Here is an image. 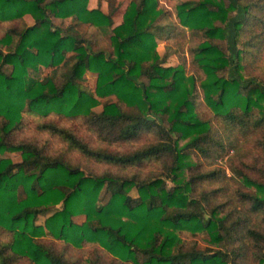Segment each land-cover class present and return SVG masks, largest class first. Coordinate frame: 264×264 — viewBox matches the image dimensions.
<instances>
[{"label":"trees","instance_id":"16d2710c","mask_svg":"<svg viewBox=\"0 0 264 264\" xmlns=\"http://www.w3.org/2000/svg\"><path fill=\"white\" fill-rule=\"evenodd\" d=\"M106 1L107 11L87 7V0H0V154L20 155L18 161L0 156V233L9 234L0 242V264H264V162L247 171L233 167L247 189L236 192L228 209L222 208L226 203L208 206L210 196L223 190L215 185L219 169L183 176L195 166L189 153L207 157L264 129V84L244 76L241 61L253 46H264V2L182 0L175 4L176 23L158 25L153 22L164 12L158 0H128L106 51L99 32L111 25L115 8ZM237 7L241 15L233 18L229 12ZM26 13L31 24L22 19ZM51 17L70 22L61 26ZM80 24L89 31L80 33ZM176 25L204 36L192 52L203 74L197 87L224 136H233L227 143L194 109L195 77L181 62L163 65L168 54L155 49L156 37L169 38ZM212 39H224L226 51ZM39 66L49 71L37 77ZM85 72L94 73L90 89L80 83ZM23 115L39 118L40 134L63 147L53 149L50 137L14 139ZM142 134L152 139L125 151L112 148ZM255 142L264 151V137ZM164 158L157 173L127 172ZM81 160L108 168L86 172ZM194 184L201 189L190 196ZM75 214L84 220L73 222ZM37 215H44L42 224L35 223ZM181 230L205 233L208 244L184 246ZM44 236L66 253L42 242ZM78 250L85 251V263L70 257Z\"/></svg>","mask_w":264,"mask_h":264},{"label":"rangeland","instance_id":"374dc122","mask_svg":"<svg viewBox=\"0 0 264 264\" xmlns=\"http://www.w3.org/2000/svg\"><path fill=\"white\" fill-rule=\"evenodd\" d=\"M160 4L164 8V12L159 15L153 22V24H170L173 25L176 23V16H175V4L182 0H158ZM247 0H239V3H245ZM259 2H264V0H258ZM128 0H113V5L115 6L114 10L111 12V25L107 27L104 31L100 30L99 32V43L106 44V51L110 50V41H109V35L111 34V27L116 25L121 20L122 12L125 8L126 3ZM87 7H98L103 11L108 10V4L106 0H87ZM264 8V6H263ZM262 8V9H263ZM262 9L254 8L252 9L255 14L260 15L262 14ZM230 15H232L233 18H237L241 15V8L237 7L236 9H233L229 12ZM22 19L24 20L25 24H31L33 22L32 17L26 13L22 16ZM51 20L54 24H58L61 26L67 25L70 20L68 17L59 19L57 17H51ZM230 24V22L228 23ZM77 30L80 33H87L89 31V28L86 26V24H80L77 25ZM176 31L169 36L167 39H161L160 37H156L155 39V49L161 56L163 52H166L168 55L165 56L163 59L162 64L163 65H175L179 62L184 64V70L186 74H192L195 77V85L196 89L193 92L192 100H193V106L194 109L201 119L208 120L210 123V128L215 129L216 133L214 134L216 137H221L222 140L227 143V139L231 140L233 137L231 134L224 136V133L222 131L223 125H221L220 122L217 121V119L212 115L209 108L202 102L201 100V94L200 90L197 87L199 78L202 77V72L200 68L197 66V64L194 62L192 58V52L193 48L196 46V44L201 41L204 36L202 32L199 30L197 32H192L187 29L180 28L176 25L175 27ZM245 31V30H244ZM225 34L227 36L228 41L230 42V27L227 25L225 28ZM245 32L243 36H240L237 42L238 47H242V41L243 39H246ZM214 43H216L222 50L226 51V43L223 40H217L212 39ZM253 41H255L253 39ZM229 49H232L231 43L228 44ZM103 47V50L105 49ZM261 49L256 50L255 46L252 47V52H247L248 56L244 61L241 59L242 63H245L242 74L244 76H247L248 74H253L257 76L258 79L262 81L264 84V46H261ZM94 48L97 49L94 45ZM8 67L6 66L5 69ZM49 71L48 67H42L39 66L38 70L34 72V75L37 77H41L45 73ZM223 74H226V71L222 72ZM232 73V71H231ZM135 78V77H133ZM135 80L139 81V78H135ZM80 83L87 88H92L94 83V73L91 72H85L84 77L80 80ZM109 100H115V97L113 95L109 96ZM101 108V105L98 103L92 109L95 111H99ZM34 116L30 115H23L22 124L14 134V139H23L22 137L26 138H39L42 139L44 137H50L47 136L46 132H43V134H40L41 132L36 129V123L40 121L39 118H33ZM54 117V116H52ZM50 120V119H49ZM75 129L78 133L82 134L83 129L81 128V125L77 121H75ZM78 126V127H76ZM221 134V135H220ZM43 135V136H41ZM152 135L148 134H142L138 138L134 139L130 142H119L113 145V149L117 150H129L131 148H135L143 143H146L152 139ZM230 137V139H229ZM261 137H264V129L259 130L258 132H255L248 136L246 140H243L240 137V141H238L233 147L225 145L223 150H219L218 147H216V150L213 151L212 155L203 157L197 152H191L188 154V159L191 161V163L195 164V166L189 171L187 168L184 169L183 176L187 177L190 172H196L202 170H209L212 168H217L220 170V173L218 175V178H216L218 181L215 182V185H220L223 187V190L218 195H212L210 196V204H223L226 203L225 206H222L224 209H228L230 206V202H233L235 198L239 197L236 192L241 191V189H247L245 185L240 182L238 175L235 174V172L232 173L233 167L240 169L241 171H247L246 168H248V165H252L254 162L263 161L264 162V151L263 149L255 142L257 139H261ZM51 139V140H50ZM49 139V145H52L53 149H59L62 148L63 145L60 143V141L52 136ZM182 140H179V143H181ZM63 150H58L57 152L60 153ZM0 156H6L9 157L12 161H18L20 160V155L18 151H4L0 154ZM168 159H160L158 161H150L147 163H142L138 165H134L132 167L127 168L129 173H137L138 176H146L152 173L159 172L163 165H165ZM86 172H92V173H99L103 171L104 169H107L108 166L105 165H96L95 163H87L85 164L82 160L81 163H79ZM89 168V169H88ZM250 169V168H249ZM113 170V169H111ZM224 172V174L222 173ZM221 175V176H220ZM224 175V176H222ZM242 181V180H241ZM166 185H171L170 181H166ZM214 185V183H213ZM204 189H208L211 186H203ZM201 187L200 184H194V186L191 188L189 194L190 196H195L198 193V190L200 191ZM128 193L130 195H135L136 191L134 188H131ZM100 200L104 201L107 197V194H105L104 189L101 188L99 195ZM234 203H236L234 201ZM59 204H57L58 206ZM51 212V209L48 210L47 214ZM44 219V215H37L35 218V223L42 224ZM71 220L75 223H81L84 220L83 214H75L71 216ZM180 239L182 240V243L184 246L187 245H193L196 248H203L208 243H206V235L203 232L196 231V232H189L186 230H181L178 232ZM9 234L0 233V242H5L8 240ZM48 236L41 237V241L44 242L46 245H49L54 251H62L66 253V250L60 245L56 244L50 241L48 239ZM64 250V251H63ZM85 251H74L69 252L70 257L72 258H78L82 262H86L84 259L85 255L83 256V253ZM16 264H28L26 259H18L16 261Z\"/></svg>","mask_w":264,"mask_h":264}]
</instances>
